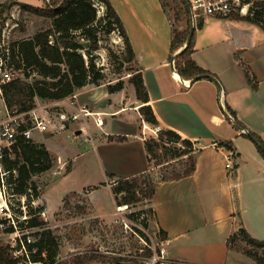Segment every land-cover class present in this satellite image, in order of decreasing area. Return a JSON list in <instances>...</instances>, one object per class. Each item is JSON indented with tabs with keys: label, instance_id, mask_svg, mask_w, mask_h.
Segmentation results:
<instances>
[{
	"label": "crops",
	"instance_id": "0c3cea01",
	"mask_svg": "<svg viewBox=\"0 0 264 264\" xmlns=\"http://www.w3.org/2000/svg\"><path fill=\"white\" fill-rule=\"evenodd\" d=\"M110 1L126 29L135 53L133 64L143 75L150 97L147 105L158 124L194 145V173L179 180L158 181L150 200L153 222L168 240L170 256L188 264H257L241 249L230 247L229 240L244 228L254 239L264 241V157L245 136L252 132L264 142V29L242 18L200 17L192 57L214 77L194 81L181 77L172 65L177 52L172 55L171 43L175 30H186L183 20H178L168 43L149 46L143 32L144 19L134 17L138 26L132 31L115 1ZM242 64L256 77V89L248 82ZM74 95L75 105L60 109L59 122L54 125L59 124L63 129L60 133L67 131L77 140L92 136L88 151L93 153L101 179L92 186L76 183L61 199L94 187L90 199L99 189H107L110 195L118 180L149 172L150 155L143 126L151 125L140 112L143 105L134 86L110 93L105 85H87ZM42 102L37 100V104ZM84 106L102 113V128L90 118L88 128L81 130L82 120L70 119ZM227 107L244 128L234 124ZM50 131L42 133L41 138L34 137V141L43 143L54 154ZM110 136L127 139L119 142L109 140ZM229 152L236 155L232 172L227 168ZM83 155L75 153L70 172L75 159ZM94 210H98L95 204ZM46 212L49 214V207Z\"/></svg>",
	"mask_w": 264,
	"mask_h": 264
},
{
	"label": "rangeland",
	"instance_id": "374dc122",
	"mask_svg": "<svg viewBox=\"0 0 264 264\" xmlns=\"http://www.w3.org/2000/svg\"><path fill=\"white\" fill-rule=\"evenodd\" d=\"M114 1L132 31L138 26L134 17L144 19L143 32L145 38L148 39L149 46L162 47V44L168 43L172 31L178 25V19L183 20L181 22L185 26L191 27L189 14L182 0ZM48 2L49 0H0V50L9 44L31 38L38 31L51 27L52 19L25 7L45 8ZM96 6L100 12H98V17L101 19L105 14V6L98 2ZM199 23L198 19L194 20L195 27H199ZM101 26H96L98 49L93 52V59L102 78L98 81V85H91L116 86L123 82V89H125L131 85L129 80L133 74L132 68L136 66L129 61L127 48L119 30L115 29L107 33V29ZM132 37L135 39L134 34ZM79 40L87 49L85 44L90 41L87 38H79ZM82 52L85 54V51L82 50ZM85 58L88 59L87 55ZM33 77L35 78L36 75ZM39 106L48 110L53 116L54 122L50 129L52 132L50 134L53 135L51 148L56 156L50 153L56 158V165L51 170L34 177L40 189L38 199L28 200L13 195L7 184V175L3 174L5 182L3 183L0 174V206L5 205L0 208V244L10 245L12 250L20 239L27 241L31 238L32 241L29 244H34L41 239L42 231L50 229L51 235L57 239V255L55 261L51 263L44 254L46 260L39 264H83L96 255L124 260L119 264H136L137 256L149 254L150 247L159 248L162 234L153 222L154 215L150 201L144 199L133 205H119L121 196L115 193L118 181L112 186L113 193L110 195L107 189H99L92 200L89 194L92 189H96L94 187L85 189L77 196L68 194L61 199L64 193L73 189L74 184L96 185L101 176L93 160V153L88 151L89 146L92 147V141L85 138L77 140L67 131L60 133L63 129L59 124H54L58 121L61 108L49 105L45 101L37 104V107ZM43 135L35 133L34 137L41 138ZM176 146L182 149V145ZM174 147L156 148V152L150 154L151 170L145 175L146 180L149 177L158 182L163 178H170L182 172L189 165L185 157L175 156ZM77 151L84 155L75 159L70 172L72 160ZM64 161L67 162L64 163ZM94 204L99 211L94 210ZM38 206H43L45 209L44 216L48 222L47 226L30 228L24 220L30 216L31 209L34 210ZM46 207L50 209L49 214L46 212ZM123 207L124 209L121 210L120 208ZM101 214L107 218L102 219ZM48 215L50 220H48ZM245 244V241L238 237L232 242V247L242 249ZM33 250L36 252L37 248ZM90 264H100V261L97 260Z\"/></svg>",
	"mask_w": 264,
	"mask_h": 264
},
{
	"label": "trees",
	"instance_id": "16d2710c",
	"mask_svg": "<svg viewBox=\"0 0 264 264\" xmlns=\"http://www.w3.org/2000/svg\"><path fill=\"white\" fill-rule=\"evenodd\" d=\"M105 6V14L100 19L96 2ZM29 10L52 19V26L38 31L33 37L10 44L11 63L16 70L22 71V77L13 79L2 84L4 101L11 112L25 113L37 107V100L45 102H58L76 94L87 85L96 84L102 78L100 70L96 67L93 59V52L98 49L97 25H102L111 33L118 29L127 48L129 61L135 60V53L127 35L123 22L109 0H49L45 8L25 6ZM241 18L239 16H232ZM231 18V17H230ZM256 24L264 29V8L257 11L254 17L242 18ZM180 20V19H178ZM171 43V52L174 55L184 47L190 34V27L182 32H174ZM79 38H87L90 45L87 49ZM193 40L190 46L185 49L176 59L175 67L184 79L200 80L210 79L214 74L205 70L193 59ZM85 51V54L82 52ZM87 55L88 59L85 58ZM244 67L248 82L254 89L257 88V79L246 64ZM130 77V83L136 90L137 99L142 103L140 112L146 122L150 125L158 124L151 106L149 93L146 88L141 72L135 67ZM33 75H36L34 78ZM110 93L121 91L123 82L116 86H107ZM229 113L234 117L237 124L244 128L243 124L236 118L235 112L227 107ZM257 138L264 147L263 140L256 134L250 132ZM250 138L247 134H245ZM126 137L110 136L109 140L125 141ZM231 145V143H226ZM176 145H182V149ZM175 146V156L186 159L189 165L182 171L170 178H163L161 181L179 180L191 176L196 169V156L193 142L182 138L172 130H164L157 139L146 140L148 154L155 153L156 148ZM264 157V150L258 146ZM0 163L7 173V184L13 195L26 199L40 196V189L34 177L43 174L56 165V158L44 144H38L34 140L19 138L12 147V151L4 150L0 153ZM148 173V172H147ZM140 174L127 179H120L117 182L115 193L121 196L120 204L133 205L144 199L152 200L158 183L146 174ZM112 177V176H110ZM145 177V179H143ZM69 195L77 196V193ZM44 207L38 206L31 209L30 216L24 221L30 228H43L47 226V219L44 216ZM152 211V210H151ZM34 213V215H33ZM153 213V211H152ZM51 230L41 232V239L34 244H28V248L36 252L31 253V261L44 263L47 258L50 262L55 261L58 243L56 237L51 235ZM241 238L246 243L242 252L256 261L257 264H264V241L254 239L250 234L241 228L237 234L229 240L232 242ZM15 247L0 244V264H20L22 257L14 255ZM44 254L46 256H44ZM100 264H115L124 261L117 258H109L96 255L86 260L83 264H90L94 261ZM130 261V260H129ZM131 262V261H130ZM131 264V263H130Z\"/></svg>",
	"mask_w": 264,
	"mask_h": 264
},
{
	"label": "built area",
	"instance_id": "2783aa9c",
	"mask_svg": "<svg viewBox=\"0 0 264 264\" xmlns=\"http://www.w3.org/2000/svg\"><path fill=\"white\" fill-rule=\"evenodd\" d=\"M189 4L193 21L200 17H219L230 18L239 16L241 18L254 17L257 11L264 8V0H186ZM99 12V11H98ZM104 12V10H103ZM100 13V12H99ZM172 65L175 67V60H172ZM22 77V71L16 70L11 63L10 44L0 50V153L4 150L12 151V147L17 143L19 138L26 140H34L35 133H46L53 126V116L50 113L36 107L29 112L17 113L11 112L4 101L2 84L10 82L13 79ZM186 84V83H185ZM75 95L58 101L56 107L61 109L67 108L68 105H75ZM70 101V102H69ZM228 116L231 120L233 117L230 113ZM65 117V115H64ZM92 118L95 125L99 128L104 126L105 120L102 113H96L89 110L87 107H81L77 113L71 115L72 121L82 120L83 127L81 130L88 128V121ZM145 139L155 138L164 131L161 125H145L143 126ZM86 140L93 141L92 136L88 135ZM1 157V156H0ZM236 155L229 152L226 155L227 168L230 172L235 169ZM1 180L4 182V175L7 174L0 163ZM31 238L26 240L20 239L17 243L18 248L15 249L14 255L22 257L20 264H39L31 261V253L34 250L28 248L31 243ZM16 246V247H17ZM149 254L137 256L136 264H188L184 261L174 259L169 254V242L163 236L159 240V248L150 247ZM20 255V256H18Z\"/></svg>",
	"mask_w": 264,
	"mask_h": 264
},
{
	"label": "water",
	"instance_id": "95a60500",
	"mask_svg": "<svg viewBox=\"0 0 264 264\" xmlns=\"http://www.w3.org/2000/svg\"><path fill=\"white\" fill-rule=\"evenodd\" d=\"M187 8V11H188V14H189V18H190V24H191V27H190V34L188 36V39L184 45L183 48H181L173 57V60H175L185 49H187L191 42H192V39H193V36H194V33H195V26H194V21H193V16H192V13H191V10H190V7H189V4L187 3L186 0H182ZM90 45V42H86L85 46L88 48ZM233 122L234 124H236V126L241 129V127L235 122V120L233 119ZM247 135L250 137V139L257 145L259 146L260 148H262L264 150V147L263 145L261 144V142L255 138L251 133L249 132H246Z\"/></svg>",
	"mask_w": 264,
	"mask_h": 264
},
{
	"label": "bare ground",
	"instance_id": "6f19581e",
	"mask_svg": "<svg viewBox=\"0 0 264 264\" xmlns=\"http://www.w3.org/2000/svg\"><path fill=\"white\" fill-rule=\"evenodd\" d=\"M2 207H5V205H1V206H0V208H2ZM120 209H121V210H123V209H124V207H123V208H120Z\"/></svg>",
	"mask_w": 264,
	"mask_h": 264
}]
</instances>
